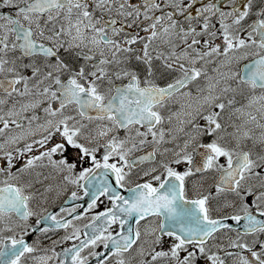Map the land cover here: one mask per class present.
I'll use <instances>...</instances> for the list:
<instances>
[{
  "label": "snow or ice",
  "instance_id": "snow-or-ice-1",
  "mask_svg": "<svg viewBox=\"0 0 264 264\" xmlns=\"http://www.w3.org/2000/svg\"><path fill=\"white\" fill-rule=\"evenodd\" d=\"M0 264H264V0H0Z\"/></svg>",
  "mask_w": 264,
  "mask_h": 264
}]
</instances>
